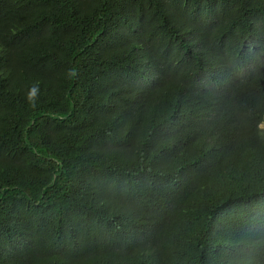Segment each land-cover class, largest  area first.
<instances>
[{"label":"trees","instance_id":"1","mask_svg":"<svg viewBox=\"0 0 264 264\" xmlns=\"http://www.w3.org/2000/svg\"><path fill=\"white\" fill-rule=\"evenodd\" d=\"M264 0H0V264H264Z\"/></svg>","mask_w":264,"mask_h":264},{"label":"rangeland","instance_id":"2","mask_svg":"<svg viewBox=\"0 0 264 264\" xmlns=\"http://www.w3.org/2000/svg\"><path fill=\"white\" fill-rule=\"evenodd\" d=\"M261 129H264V124L260 126Z\"/></svg>","mask_w":264,"mask_h":264},{"label":"clouds","instance_id":"3","mask_svg":"<svg viewBox=\"0 0 264 264\" xmlns=\"http://www.w3.org/2000/svg\"><path fill=\"white\" fill-rule=\"evenodd\" d=\"M263 125V124H262Z\"/></svg>","mask_w":264,"mask_h":264}]
</instances>
